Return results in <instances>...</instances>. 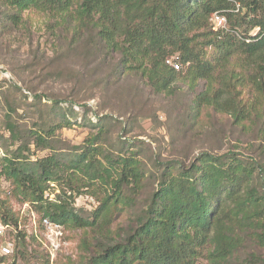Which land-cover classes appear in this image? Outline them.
Instances as JSON below:
<instances>
[{"label":"rangeland","instance_id":"1","mask_svg":"<svg viewBox=\"0 0 264 264\" xmlns=\"http://www.w3.org/2000/svg\"><path fill=\"white\" fill-rule=\"evenodd\" d=\"M79 3L74 0L72 17L65 21L35 10L15 19L17 11L0 0V205L11 208L19 227L37 236L25 243H15L14 237L16 263L87 264L102 244L123 241L162 183L180 177L203 154L221 158L227 167L241 162L253 173L248 186L264 199L259 172L264 167V96L253 83L255 67L234 58L215 73L212 90L204 80L191 82L183 67L179 79L158 91L141 72H126L120 54L110 51L96 30L75 20ZM211 49L206 59L215 63L217 53ZM214 95L218 104L204 102ZM35 134L46 139V146H35ZM91 147H97L101 161L135 159L141 188L136 193L132 184L123 186L130 201L111 200L92 227L64 226L61 248L49 259L38 227L43 213L23 200L2 167L18 155L30 162L57 155L65 164ZM87 183L81 178L71 186L66 179L52 183L44 197L54 201L65 191L61 196L75 213L92 221L94 209L112 191ZM227 210L225 231L234 249L221 264H264V233L259 240L255 228L235 215L232 203ZM243 211L264 219V202ZM211 251L209 246L201 250L195 264H211Z\"/></svg>","mask_w":264,"mask_h":264},{"label":"trees","instance_id":"2","mask_svg":"<svg viewBox=\"0 0 264 264\" xmlns=\"http://www.w3.org/2000/svg\"><path fill=\"white\" fill-rule=\"evenodd\" d=\"M1 1L17 11L15 19L26 10H35L68 21L74 5V0ZM76 12L75 20L79 18L82 25L96 30L105 46L120 54L126 72H141L158 91L168 89L179 79L183 67L191 82L204 80L212 90L215 73L223 71L236 58L255 67L257 74L253 83L264 96V0H80ZM216 13L226 18V29L213 30L211 18ZM252 31L256 34L250 35ZM199 39H202L200 43ZM209 46L217 53L215 63L206 59ZM168 58H174L181 70L169 66ZM220 77L221 80L226 78L225 75ZM227 78L231 76L227 74ZM203 97L205 95L200 99ZM212 98L207 97L204 102L219 103L215 95ZM10 130L15 132L14 127ZM34 144L40 148L47 143L42 135L35 134ZM91 148H77L83 151L65 164L57 155L33 162L20 155L7 158L2 173L12 181L25 202L38 207L43 218L65 227H92L111 200L130 201L124 197L123 186L132 184L138 193L143 175L135 159L101 161L94 153L97 147ZM259 172L264 177V167L261 166ZM252 176L241 162L227 167L221 158L203 154L198 163H193L180 177L170 176L162 183L139 217L137 226L123 241L102 244L87 264H195L201 250L207 246L212 248L210 263L221 264L234 249V241L229 238L224 224L230 203L234 205L236 216L249 222L257 234V230L262 231L256 238H264H261L264 219L259 216L252 219L247 212L243 214L245 206L264 202L259 193L248 186ZM76 178L85 180L87 185L110 186L112 191L94 209L92 221L75 213L72 204L61 196L65 191L56 195L54 201L44 197L50 184L66 179L71 186ZM245 185L248 187L244 192ZM70 186L69 191H73ZM0 207L5 223L16 229L15 243L37 237L18 229L20 219L11 208ZM41 222L42 219L38 227L42 230ZM15 250L13 261L9 262V258L1 261L17 264Z\"/></svg>","mask_w":264,"mask_h":264},{"label":"built area","instance_id":"3","mask_svg":"<svg viewBox=\"0 0 264 264\" xmlns=\"http://www.w3.org/2000/svg\"><path fill=\"white\" fill-rule=\"evenodd\" d=\"M211 22L214 31L226 29V18L219 13L212 16ZM166 63L176 71L181 70V65L174 58H168ZM33 224L36 225L35 220L33 221ZM41 227L43 229L44 240L46 241L45 247L47 248L49 255L55 257L56 252L61 248L63 242L64 226L53 222L48 218H44L42 219ZM18 229H21V227ZM26 231L30 233L29 230ZM14 237H16V229L12 224L5 223L0 208V264H7L6 261H1V259L14 256Z\"/></svg>","mask_w":264,"mask_h":264}]
</instances>
